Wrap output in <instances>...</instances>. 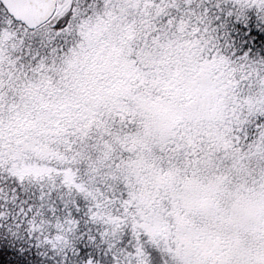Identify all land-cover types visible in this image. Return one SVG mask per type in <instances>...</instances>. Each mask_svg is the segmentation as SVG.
<instances>
[{
  "label": "snow or ice",
  "instance_id": "6c2138e0",
  "mask_svg": "<svg viewBox=\"0 0 264 264\" xmlns=\"http://www.w3.org/2000/svg\"><path fill=\"white\" fill-rule=\"evenodd\" d=\"M0 264H264V0H0Z\"/></svg>",
  "mask_w": 264,
  "mask_h": 264
}]
</instances>
